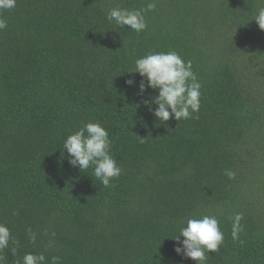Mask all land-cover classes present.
I'll return each instance as SVG.
<instances>
[{"label": "trees", "instance_id": "obj_1", "mask_svg": "<svg viewBox=\"0 0 264 264\" xmlns=\"http://www.w3.org/2000/svg\"><path fill=\"white\" fill-rule=\"evenodd\" d=\"M148 3L142 32L106 18ZM260 7L264 0H17L0 12V223L19 242L0 251V264H22L29 252L46 264H196L172 238L204 215L224 234L207 264H264V30L252 20ZM168 51L191 61L200 109L161 123L143 103L157 91L138 95L142 77L129 71ZM87 122L108 131L122 169L107 187L63 148Z\"/></svg>", "mask_w": 264, "mask_h": 264}, {"label": "clouds", "instance_id": "obj_2", "mask_svg": "<svg viewBox=\"0 0 264 264\" xmlns=\"http://www.w3.org/2000/svg\"><path fill=\"white\" fill-rule=\"evenodd\" d=\"M17 0H0V12L16 7ZM155 8L154 3H148L145 10H129L112 8L107 12L109 22H114L120 28L128 26L137 33L147 28L144 11ZM261 30H264V7L258 8L253 19ZM7 27L6 20L0 17V30ZM135 67L130 73H138L142 77L138 85V95H143L148 89L157 91V95L143 103L152 115L161 123L174 118L176 121L192 118V114L200 109L201 84L192 70L191 61H184L175 51L148 53L135 60ZM132 86L134 80L126 81ZM152 105L156 107L153 108ZM142 139V138H141ZM143 140V139H142ZM111 141L108 131L99 122H87L79 130L68 135L63 142L69 157V163L78 167L81 172L90 166L93 175L105 187L114 178L121 175L122 169L117 160L110 154ZM229 179L234 178L232 171L225 172ZM232 219V236L238 238L242 230L240 221L242 214L237 213ZM29 238L35 242L36 236L28 229ZM181 237L184 239L181 241ZM177 246L174 251L185 259H191L196 264H207L210 252H216L222 245L224 234L219 227L215 215L190 217L180 228V234L172 238ZM18 245L11 235L7 225L0 223V251L8 248L9 242ZM15 251V249H13ZM22 264H46L43 253H25ZM51 264H58V257H52Z\"/></svg>", "mask_w": 264, "mask_h": 264}]
</instances>
